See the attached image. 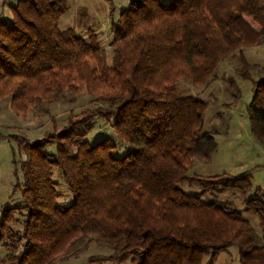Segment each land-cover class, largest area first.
Here are the masks:
<instances>
[{"label":"trees","instance_id":"obj_1","mask_svg":"<svg viewBox=\"0 0 264 264\" xmlns=\"http://www.w3.org/2000/svg\"><path fill=\"white\" fill-rule=\"evenodd\" d=\"M6 4L0 99L9 98L11 112L24 116L66 90L100 104L69 113L41 136L16 135L23 157L10 162L19 196L0 205V264H52L86 231H98L117 260L134 264H201L205 256L211 264L230 245L238 264H264L261 191L245 200L259 221L258 243L242 216L176 186L187 179L213 193L251 190L245 172L186 174L193 156L209 160L216 141L204 129V100L175 85L183 76L194 86L212 81L223 58L264 40V0H128L111 20L109 64L93 31L84 37L58 26L65 0ZM255 86L248 121L264 145V79ZM95 113L124 142L123 154L107 138L85 139ZM48 143L54 152L45 150ZM54 168L72 193L67 205L56 201Z\"/></svg>","mask_w":264,"mask_h":264},{"label":"rangeland","instance_id":"obj_2","mask_svg":"<svg viewBox=\"0 0 264 264\" xmlns=\"http://www.w3.org/2000/svg\"><path fill=\"white\" fill-rule=\"evenodd\" d=\"M5 3L6 0H0ZM66 10L61 15L58 26L61 29L72 28L78 35L87 37L90 31L96 35L98 42L105 50V59L109 64L113 55L111 20L119 11L127 6L128 0H65ZM1 4V2H0ZM8 9V8H7ZM5 8L0 5V14L6 15ZM9 14L5 17L9 18ZM217 69V70H216ZM242 72H239L241 71ZM216 75L200 86H194L187 76L176 80V87L206 103L204 129L216 141V148L208 161L195 155L187 165L186 174L210 176L222 172L236 175L250 174L251 190L240 192L230 188L221 193H213L196 182L187 179L178 180L176 186L184 194H191L203 201L213 202L242 216L254 229L256 241L259 243L261 228L258 218L245 210V200L255 190L261 191L264 199V145L252 134L247 105L255 90V82L264 79V40L257 44L238 47L234 52L223 58L216 66ZM0 100V118L6 124V131L11 133L8 141L0 140V167L7 169L0 174V203L14 200L19 196L14 187L15 179L12 172L11 158L23 157L16 135L29 138L41 136L44 130L60 128L69 113H78L82 109H93L100 101L93 99L82 91L73 94L66 90L57 101L37 102L22 116L8 114L7 100ZM10 109V108H9ZM92 127L85 134L89 143L107 138L113 144L117 155L123 154L127 147L114 133L110 122L99 114H92ZM4 128V127H3ZM54 152L53 143L45 147ZM57 198L60 205H67L72 200V193L63 180L59 170L54 168ZM118 252L111 242L98 231H86L77 241L57 255L52 264H134L130 257L117 260ZM205 256L201 264H207ZM211 264H238L237 250L230 245L216 253Z\"/></svg>","mask_w":264,"mask_h":264},{"label":"crops","instance_id":"obj_3","mask_svg":"<svg viewBox=\"0 0 264 264\" xmlns=\"http://www.w3.org/2000/svg\"><path fill=\"white\" fill-rule=\"evenodd\" d=\"M1 2V7L4 9L5 8V12L7 13V14H9V9H7L8 7H7V4H6V2H7V0L5 1V3L4 2H2V1H0ZM6 14V15H7ZM3 15V14H2ZM5 15V16H6ZM10 15V14H9ZM4 16V15H3ZM7 18V17H6ZM0 100H2V99H0ZM7 100V102H6V104H7V108H8V114L10 115V117H13V119L15 118L14 116V114L11 112V110L9 109V101H8V99H6ZM6 124L1 120V118H0V140L1 139H4V141L6 142V141H8L9 142V140H8V138L10 137V135H11V133H9V132H4V131H6ZM4 127V128H3ZM12 166V165H11ZM7 169H2L1 167H0V174H3L5 171H6ZM12 172H13V168H12ZM13 175H14V179H15V173L13 172ZM6 201H8V200H6ZM0 205H1V203H0Z\"/></svg>","mask_w":264,"mask_h":264}]
</instances>
